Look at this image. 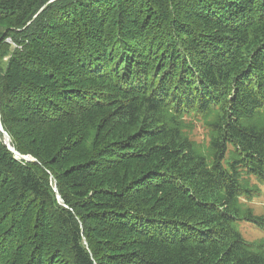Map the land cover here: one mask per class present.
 Returning a JSON list of instances; mask_svg holds the SVG:
<instances>
[{
  "label": "trees",
  "instance_id": "obj_1",
  "mask_svg": "<svg viewBox=\"0 0 264 264\" xmlns=\"http://www.w3.org/2000/svg\"><path fill=\"white\" fill-rule=\"evenodd\" d=\"M0 123V264H264V0H0Z\"/></svg>",
  "mask_w": 264,
  "mask_h": 264
},
{
  "label": "rangeland",
  "instance_id": "obj_2",
  "mask_svg": "<svg viewBox=\"0 0 264 264\" xmlns=\"http://www.w3.org/2000/svg\"><path fill=\"white\" fill-rule=\"evenodd\" d=\"M195 135L197 136V139L201 141L202 131L200 129L197 128V130L195 131ZM3 142L5 143L4 136H3ZM19 160H24V159H19ZM260 189H261V193L259 194V196L250 202V206L253 208V211L257 215H261L264 213V186H261ZM240 230L243 237L248 240L264 237L263 234L258 233L257 230L251 228L246 223L241 224Z\"/></svg>",
  "mask_w": 264,
  "mask_h": 264
},
{
  "label": "water",
  "instance_id": "obj_3",
  "mask_svg": "<svg viewBox=\"0 0 264 264\" xmlns=\"http://www.w3.org/2000/svg\"><path fill=\"white\" fill-rule=\"evenodd\" d=\"M0 133H2L3 136H4V141H5L4 144L6 145V147L8 148V150H9L11 153H13V154L15 155V157H16L17 159H24V160H26V161H34V160H32L31 158H29V157H23V156L19 155L17 152H15V151L11 148V146H10V139H9L8 135L2 130L1 125H0ZM58 199H59V197H58Z\"/></svg>",
  "mask_w": 264,
  "mask_h": 264
}]
</instances>
